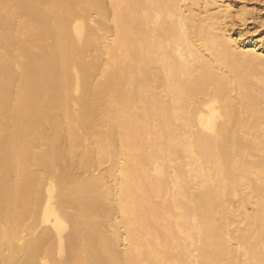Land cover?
<instances>
[{
	"label": "bare ground",
	"instance_id": "obj_1",
	"mask_svg": "<svg viewBox=\"0 0 264 264\" xmlns=\"http://www.w3.org/2000/svg\"><path fill=\"white\" fill-rule=\"evenodd\" d=\"M227 2L0 0V264H264V39Z\"/></svg>",
	"mask_w": 264,
	"mask_h": 264
},
{
	"label": "rangeland",
	"instance_id": "obj_2",
	"mask_svg": "<svg viewBox=\"0 0 264 264\" xmlns=\"http://www.w3.org/2000/svg\"><path fill=\"white\" fill-rule=\"evenodd\" d=\"M230 10L236 14L241 9L249 12V19L246 25H240L235 22L234 31H243L245 37H251L252 34L258 39H264V0H227ZM236 12V13H235ZM249 35V36H248Z\"/></svg>",
	"mask_w": 264,
	"mask_h": 264
},
{
	"label": "clouds",
	"instance_id": "obj_3",
	"mask_svg": "<svg viewBox=\"0 0 264 264\" xmlns=\"http://www.w3.org/2000/svg\"><path fill=\"white\" fill-rule=\"evenodd\" d=\"M236 19H237V20H241V21H242V24H244V21H243V18H242V17L237 16ZM245 25H246V24H244V26H245Z\"/></svg>",
	"mask_w": 264,
	"mask_h": 264
}]
</instances>
